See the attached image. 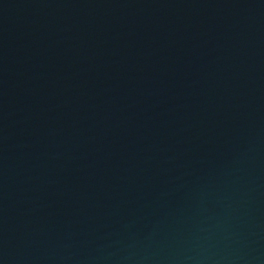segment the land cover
<instances>
[{
  "label": "water",
  "instance_id": "95a60500",
  "mask_svg": "<svg viewBox=\"0 0 264 264\" xmlns=\"http://www.w3.org/2000/svg\"><path fill=\"white\" fill-rule=\"evenodd\" d=\"M0 264H264V0H0Z\"/></svg>",
  "mask_w": 264,
  "mask_h": 264
}]
</instances>
